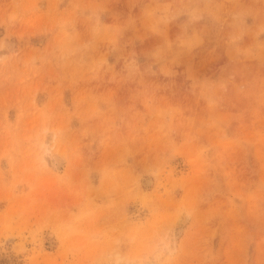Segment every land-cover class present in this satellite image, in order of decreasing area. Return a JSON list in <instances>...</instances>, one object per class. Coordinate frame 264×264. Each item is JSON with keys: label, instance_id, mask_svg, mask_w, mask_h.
<instances>
[{"label": "rangeland", "instance_id": "374dc122", "mask_svg": "<svg viewBox=\"0 0 264 264\" xmlns=\"http://www.w3.org/2000/svg\"><path fill=\"white\" fill-rule=\"evenodd\" d=\"M184 4L210 12L190 53L161 19ZM238 12L264 45V0H0V264H264V63L230 46ZM65 20L93 47L57 63ZM166 42L175 74L145 73ZM221 77L210 109L193 79Z\"/></svg>", "mask_w": 264, "mask_h": 264}, {"label": "clouds", "instance_id": "9594fccd", "mask_svg": "<svg viewBox=\"0 0 264 264\" xmlns=\"http://www.w3.org/2000/svg\"><path fill=\"white\" fill-rule=\"evenodd\" d=\"M170 6L165 7V11H169ZM206 14H210L207 8H201L198 5H188L184 4L175 8L171 11L170 15L162 17L161 19L165 24L175 21L180 28V35L177 38V48L180 52L190 53L195 47H197L202 41L196 38L195 33L197 25L201 24L206 19ZM245 12H238L234 14L233 20L238 28L241 30L233 35L229 44L237 52L243 51L245 59L256 60L261 63H264V45H259L254 43L251 45L244 46L242 45L244 32L242 26L245 23L246 19ZM69 28H74V24L71 20H65L61 26V31L63 33L61 40V55L57 57V63L67 60V54L80 51L82 54L88 52L93 46L91 44H84L77 48H69L68 46L72 43L73 37L68 32ZM153 31L157 29L153 28ZM264 31V29H261ZM259 33H257V36ZM173 54V44L171 42H166L164 46H158L155 50L147 54L148 60L150 61L147 64V67L144 69V72L155 76L157 72L163 74L164 76H172L175 73L172 71L170 66L169 57ZM102 64L107 63L106 61H101ZM125 70L129 75L134 74H143L141 73V67L138 63L135 56L125 64ZM231 77L225 79L221 77L217 81H208V80H196L193 79V91L195 92L197 88H204L211 95H203L202 98L206 101L210 109H215L223 105L225 98L228 92V83ZM264 102V101H262ZM69 135H74L75 129H67ZM85 135L88 134L87 130L84 132ZM178 254V249L175 250ZM155 264H175V258L173 252L170 251L167 256L164 255V251L160 250L155 255Z\"/></svg>", "mask_w": 264, "mask_h": 264}, {"label": "bare ground", "instance_id": "6f19581e", "mask_svg": "<svg viewBox=\"0 0 264 264\" xmlns=\"http://www.w3.org/2000/svg\"><path fill=\"white\" fill-rule=\"evenodd\" d=\"M47 151H48V147H46L45 146V154H47ZM60 161L58 160L55 164H54V167H55V169L57 170V169H60L59 167H60ZM188 215L189 214H186L185 215V217H183L184 218V220H186L187 218H188ZM183 220V221H184ZM175 227V226H174ZM172 230V229H171ZM173 238V237H172ZM174 239V238H173ZM172 240V239H171ZM175 241V240H174ZM171 251H173V249L171 250ZM147 264H155V260H153V259H151V260H149L148 262H147Z\"/></svg>", "mask_w": 264, "mask_h": 264}]
</instances>
